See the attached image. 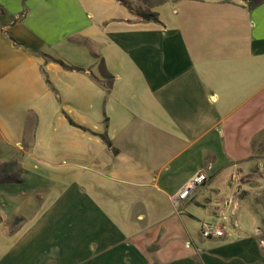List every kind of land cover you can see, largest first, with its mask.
Wrapping results in <instances>:
<instances>
[{
  "label": "crops",
  "instance_id": "1",
  "mask_svg": "<svg viewBox=\"0 0 264 264\" xmlns=\"http://www.w3.org/2000/svg\"><path fill=\"white\" fill-rule=\"evenodd\" d=\"M122 1L0 0V138L50 118L72 160L64 190L0 197L18 264H264V3Z\"/></svg>",
  "mask_w": 264,
  "mask_h": 264
},
{
  "label": "rangeland",
  "instance_id": "2",
  "mask_svg": "<svg viewBox=\"0 0 264 264\" xmlns=\"http://www.w3.org/2000/svg\"><path fill=\"white\" fill-rule=\"evenodd\" d=\"M15 108L18 110V116H20L21 132H30L35 121L37 122L36 117L32 114L31 120H25L23 117L25 113H22L23 107ZM102 109L103 105L101 106V113H103ZM45 111L46 108L44 107ZM74 114L77 117L78 114L87 115V112L75 107ZM49 122L50 118L38 127V134L35 140L22 138L17 140L20 141L17 145L15 140L13 143H9L0 138V197L4 195L11 200L17 198L27 200L30 196L35 197L37 192L40 194L46 191L53 184L54 188L64 190V187L67 186V181H71L72 176L67 175L66 172L70 169L72 160L57 151L61 149L60 144L64 135H59L58 137L55 135L56 133L52 134L53 131L49 126ZM47 123L48 126H46ZM31 137L33 138V136ZM81 168L78 167L77 171H80ZM87 171L92 172L89 169H86ZM22 180L23 182L21 183L20 181ZM6 205H10L8 201ZM7 225L9 226L8 229L7 227L4 229L0 225V264H18L20 263L18 260L20 252H14L13 248L17 242L14 230L18 227V221L14 219L12 224ZM253 227L251 226V228ZM8 259L9 261H7Z\"/></svg>",
  "mask_w": 264,
  "mask_h": 264
},
{
  "label": "built area",
  "instance_id": "3",
  "mask_svg": "<svg viewBox=\"0 0 264 264\" xmlns=\"http://www.w3.org/2000/svg\"><path fill=\"white\" fill-rule=\"evenodd\" d=\"M209 181V175L205 170H199L192 175L181 187V189L171 196V201L179 214L184 212V205L192 200L196 192L205 186ZM237 204L233 207L231 216L236 215ZM229 217L223 215L221 221L217 223L204 224L202 227V236L205 239L223 238L227 235V222ZM234 227H238L237 221L232 223ZM258 231V230H257Z\"/></svg>",
  "mask_w": 264,
  "mask_h": 264
},
{
  "label": "trees",
  "instance_id": "4",
  "mask_svg": "<svg viewBox=\"0 0 264 264\" xmlns=\"http://www.w3.org/2000/svg\"><path fill=\"white\" fill-rule=\"evenodd\" d=\"M122 1V0H121ZM162 0H157V1H154V0H144V2L146 4H154V3H159L161 2ZM123 3H125L127 5L126 2L122 1ZM261 3H264V0H248V7L250 9H253L254 7H256L257 5L261 4ZM142 18L145 20V21H148V22H159V19H158V16L152 12H149L147 14H142ZM70 122L72 123V121L70 120ZM103 140L107 143V145L109 147H112L111 143L107 140L106 137L102 136Z\"/></svg>",
  "mask_w": 264,
  "mask_h": 264
}]
</instances>
